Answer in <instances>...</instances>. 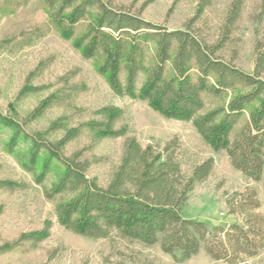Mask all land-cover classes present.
I'll use <instances>...</instances> for the list:
<instances>
[{
	"label": "trees",
	"instance_id": "1",
	"mask_svg": "<svg viewBox=\"0 0 264 264\" xmlns=\"http://www.w3.org/2000/svg\"><path fill=\"white\" fill-rule=\"evenodd\" d=\"M27 1L12 0L18 6ZM38 2L49 23L94 62L116 95L142 99L164 117L192 121L213 148L228 151L238 170L264 181V40L257 44L253 72L220 54L245 0L231 1L220 36L212 41L193 23L213 0H199L196 14L177 29L145 19L143 7H126L117 0ZM260 8L257 22L264 17V0ZM36 89L28 82L9 105V113L0 108V145L43 187L62 226L90 238L116 234L147 245L158 243L176 262L197 255L204 246L213 258L236 263L264 246V215L249 212L259 204L254 190L236 201L243 223L211 225L182 214L188 193L210 174L213 157L187 176L174 156L173 140L160 151L152 144L141 147L136 137L126 135L127 126L116 127L122 108L109 105L97 111V120L75 127L62 115L45 128H32L30 122L61 95L54 91L23 114L20 101ZM85 129L95 140L126 136L123 159L105 185L90 174L94 157L87 146L67 149ZM19 184L24 183H4ZM50 224L48 220L43 229L4 243L0 253L22 241L37 246L50 235Z\"/></svg>",
	"mask_w": 264,
	"mask_h": 264
},
{
	"label": "rangeland",
	"instance_id": "2",
	"mask_svg": "<svg viewBox=\"0 0 264 264\" xmlns=\"http://www.w3.org/2000/svg\"><path fill=\"white\" fill-rule=\"evenodd\" d=\"M123 6L141 7L143 17L168 28L183 27L196 14L199 0H117ZM232 0H213L199 20L193 23L207 40H215L222 31L226 9ZM262 0H245L242 14L231 25V33L222 57L238 67L253 72L258 42L264 40V17L257 22ZM38 87L22 99L19 111L25 114L47 96L60 90L61 95L30 126L42 129L50 121L64 115L70 127L97 120L104 106L120 107L123 115L116 127L125 125L127 136L136 137L141 147L163 150L170 140L174 156L183 173L192 174L197 164L213 157V168L205 180L198 181L188 193L182 214L201 219L211 225L243 223L236 201L243 194L257 192L258 207L250 213L264 215V181L253 180L230 161L227 150H216L189 120L164 117L146 101L116 95L90 58L49 23L45 8L38 0L18 6L12 0H0V108L10 112L9 105L28 83ZM103 118V117H102ZM61 131L59 132V134ZM85 129L68 144V151L87 146L94 157L91 172L105 185L120 166L126 136L93 139ZM24 146V145H23ZM22 146V147H23ZM8 180L24 183L9 187ZM0 246L15 242L22 235L43 229L48 220L50 235L37 246L22 241L0 253V264H264V246L256 255H242L236 263L213 258L201 247L197 255L176 262L160 244L147 245L140 240L90 238L62 226L52 201L44 196L43 187L35 183L32 173L25 171L17 159L0 145Z\"/></svg>",
	"mask_w": 264,
	"mask_h": 264
}]
</instances>
